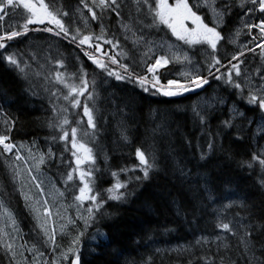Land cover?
<instances>
[{
  "label": "trees",
  "instance_id": "trees-1",
  "mask_svg": "<svg viewBox=\"0 0 264 264\" xmlns=\"http://www.w3.org/2000/svg\"><path fill=\"white\" fill-rule=\"evenodd\" d=\"M46 2L54 3L57 8L69 13L63 19L72 34L79 27L83 34L91 32L94 36L100 35L103 24L106 38L118 41L119 47L95 39L92 44L101 45L102 53L108 55L98 53V57L105 60L109 69L117 73L124 74L120 64L130 63V71L139 75L146 74L140 66V50L126 41L128 39L123 36L122 25H128L131 30H124L135 38H162L178 43L165 26H148L152 21L143 0H139V10L136 0H119L122 5V15L119 17L111 11L101 13L100 8L96 7L94 10L101 19L93 21L88 13L87 26L84 20L72 19L79 16L80 7L84 8L80 0ZM86 2L92 5V0ZM154 2L155 0H151V3ZM189 2L194 5L196 0ZM244 9L238 4L233 7L221 30L223 36L229 35L227 32L235 23H239ZM195 10L205 16L206 22L211 26V18L206 10ZM17 17L22 20L19 15ZM22 23L23 20L20 24ZM8 24L12 25L14 22L10 21ZM45 26L54 28L52 25H30L26 35L10 42L11 47L7 52L16 54L23 72L0 59V108L17 120L12 136L14 141L26 145L25 149H21V155L28 158V148L33 141L36 145L32 148L33 154L47 153L50 148L53 153L51 159L46 157L39 172L33 169L34 175L38 177L37 182L52 180L64 193L63 199L67 202L73 201L78 194V178L74 182L65 183L66 173L70 170L69 164L73 160L71 152L65 151V147L71 149L70 138L67 145L58 139L53 142L51 137L58 136L59 133L49 128L47 121L56 115L52 111L55 105L58 112L63 108L68 109L61 115H66L72 126H76L75 122L81 120L80 126L86 128L83 102L87 98L80 97L81 105L72 108L63 99L68 90L63 85L53 87L49 83L57 71L64 73L69 83L79 85L82 68L87 73L89 91H94L95 99L87 102L96 109L97 116V131L92 138L94 143L90 144L97 155V167L100 169L96 174L97 190L103 192L114 182L112 171L135 169L127 173L120 172L121 180L133 177L128 192L134 195H129L128 200L123 203L107 200L105 195L103 213L106 215H98L96 224L89 228L90 234L97 229L108 233L114 244L108 248L97 247V241L91 236L89 241L88 233H84L79 244L83 264H205L201 257H206L208 264L264 262V235H255L253 255L239 245L238 236L216 227L224 218L234 223L238 220L247 223L250 215L257 232L264 224V185L260 182V166L253 162V167L248 168L240 163L249 160L251 153L257 150L255 141L264 147V140L259 139V135L256 136L255 124L249 125L244 121L245 128H251L250 133L245 132V139L233 144L237 135L235 129L230 137L217 136L215 153L210 154L206 160H201V152H208V140L217 132L220 122L228 118L229 106H220L219 110L212 111L205 126H201L194 118L192 107L199 102L202 94H219L239 106L241 111H246L249 118L259 120V112L248 111L249 106L238 98L237 91L216 81L213 76L209 77L210 84L205 91L199 93V97L196 94L164 97L156 94L153 89L145 93L134 78L127 79V74H124V80L118 81L93 65L76 43L71 41V34L67 37L63 34L56 36L43 31ZM184 46L191 53H197L199 49L211 51L207 46ZM83 47L93 51L88 45ZM7 52L0 50V56ZM120 52L125 55H117ZM233 54H237L236 49L226 39L222 40L219 55L225 64ZM109 56L116 57L119 63L112 64ZM246 56L249 57V54ZM250 57L249 60H243L242 68L248 65L255 70L256 75L264 74V57L261 56V51ZM58 60L63 61L65 67H58ZM205 61L201 59V66L203 74L208 76ZM170 68L172 66L158 72L163 82L164 72ZM224 71L225 68L222 67L221 72ZM219 74L214 72V75ZM53 91L57 92V96L51 95ZM236 123L240 124L239 118ZM0 131H3L2 122ZM138 147L146 151L149 157L154 154L157 160V168L152 171L150 179L142 182L134 179L135 176L143 175L135 156ZM7 164L0 148V200L20 227L19 245L16 249L23 252V257L18 259L27 261L28 264H32L34 260L37 264H51L50 242L46 243L47 238L37 227V220L19 193ZM72 167L75 165L72 164ZM87 204L85 202L84 210ZM198 240L200 243H197ZM117 247L122 250L118 261L113 255V249ZM38 253H43V256ZM0 264H9L5 252L1 250Z\"/></svg>",
  "mask_w": 264,
  "mask_h": 264
},
{
  "label": "snow or ice",
  "instance_id": "snow-or-ice-1",
  "mask_svg": "<svg viewBox=\"0 0 264 264\" xmlns=\"http://www.w3.org/2000/svg\"><path fill=\"white\" fill-rule=\"evenodd\" d=\"M84 8L91 16V20L96 21L101 19V16L94 10V8L99 7L101 13H106L108 11L114 12L116 16H121L120 11L122 5L119 0H92V5L90 6L86 0H80ZM137 7L139 10V0H136ZM144 5L148 8V14L151 16V24L149 27H158L160 25L165 26L170 30L171 35L178 41H182L185 45L189 47L195 46H207L210 52H206V70L208 76L201 74L199 70L192 71H181L178 73L183 79H167L163 82L161 76L158 74V70L165 68L168 64L173 61L183 62L187 61L189 64L192 63L190 57L185 53L183 56L179 55L177 50L173 48L172 45H167L168 54H162L158 56H148V52L152 51V47L148 48V51L144 53L148 57V60H154V62L145 63L147 74L150 75H139L130 71L127 64H120L123 69V73L127 74V79H135L136 83L147 93L150 89H153L156 94H160L164 97H177L182 96L185 93H196L199 97V92L197 90H204L206 85H209V76H213L216 81L222 82L224 85L235 89L237 91L238 98L245 101L249 106L248 111L256 112L258 111L259 124L257 127V134L259 139L264 140V74L260 75V80L257 83H253V78L248 74L246 70L242 68L244 61L241 59L244 52L241 51L239 54L231 55L230 59H227V64L224 63L219 55V45L225 37L222 35L221 25L226 23V18L231 14L234 6H238L242 9L246 8V11L241 16L243 20L244 16L251 17L254 13L259 12L260 18L257 22L249 23L244 21V28L248 30V34L251 35L252 41L259 39V43L256 47L260 49L261 56L264 57V0H196V3L190 4L189 0H155L154 4L151 0H143ZM250 5V6H249ZM205 9L211 16V26L206 22V17L198 14L195 9ZM17 15L23 20L22 24L14 23L9 25L7 21L9 19H14ZM69 16V13L63 11L62 8H57L54 3L46 2V0H0V50L7 52V49L11 47L12 41L16 40L18 37L24 36L29 32L30 25H52L53 27H43V31L53 33L56 36L63 34L65 37L71 34V41L76 43V46L81 49L83 55L86 56L93 65L102 71L106 72L109 77L114 76L116 80H124L126 77L124 74L112 71L108 67V63L99 58L96 53H101L103 56H107V53H102L101 46L99 44L93 45L92 41L103 40L106 44H111L113 47H119V42H114L109 40L104 35V26L101 24V34L95 35L91 32L88 34H83V30L79 27L75 29L74 34L69 26L64 22L63 17ZM141 22V21H137ZM85 26H87V19H84ZM122 27L128 29V25H122ZM39 30V29H38ZM259 33L257 37L256 33ZM235 37L240 36V31L237 30L234 33ZM127 38V37H126ZM142 39L141 38H138ZM138 41H134L136 43ZM147 44H152L153 42H146ZM229 43H235V39L229 40ZM88 45L93 49V51L86 50L83 46ZM165 43L161 42L158 46L159 48H165ZM249 51H254V49L249 48ZM117 55H125V53L120 52ZM0 59L6 61L7 64L14 66L23 72L20 68L21 61L17 58L14 52H7L6 55L0 56ZM108 59L112 64H117L119 61L114 56H109ZM57 65L60 68L65 67L63 61L58 60ZM225 68L224 72H221V68ZM215 73H220L219 75H214ZM81 75L79 76V85L69 83L68 79L65 78V74L57 71L55 77L49 80V83L55 87V85H63L64 89H67V94L63 95V99L68 101L72 108H77L81 105L80 97L86 96V100L83 102V117L87 118V127L82 128L80 125L81 120H77L76 126H72L70 120L66 115H61V113H66L67 108H63L60 112L57 111L55 105H53L52 111L56 115L47 121L48 127L54 132L59 133V135H53L51 137L52 141L55 142L57 139L64 142L66 145L71 143V149L65 147V151L71 152V157L73 160L69 164L70 170L66 173L65 183L74 182L77 178L79 180L78 194L74 196V201L76 202L74 206L78 210L76 220L83 221L84 229L78 230L77 235H75L66 250L61 252L60 258L51 261V264H60V261H66L67 264H83L82 254L79 248L81 242V237H83L84 232L89 228L93 227L96 222L98 215H106L103 213V208L106 203L104 199L105 195L107 200L126 202L129 195H134V193H129L128 188L133 177H129L128 180L120 179V172L135 171V169H120V172L112 171L111 176L114 182L107 187L103 192L97 190L96 181L98 179L97 173L100 169L97 167V155L94 152V148L90 144L94 143L93 139L97 131V116L95 114L96 109L91 107L87 101L94 100V91H89V81L86 78L87 73L81 68ZM76 74H73L75 76ZM92 87H95V81L92 83ZM52 96H57V92L53 91ZM226 100L223 96L217 94L212 97H204L195 103L192 107V112L194 118L198 120L201 126H205L208 123L209 117L212 111L215 110L217 105H223ZM0 118H2L3 131H0V148H2L3 154H5V160L7 161V154L14 153V158L9 167L12 169L13 179L18 180L21 176L19 163L21 161L25 162L27 175L33 181H38V177L33 174L32 168L34 167L37 172L40 171L41 165L45 164L46 157L51 159L53 156L51 148L47 153H36L33 154L32 148H35V142H32V146L28 148L29 156L27 159H32L33 164L27 166V159L21 155V149H25L26 145L23 142H16L13 139L12 133L14 132L17 124V120L10 117L3 108H0ZM237 118L240 120V124H237ZM244 121H247L249 125L256 124L257 121L254 118H249L246 111H241L239 106H232L229 108V116L227 119L222 120L218 126V130L212 135V138L208 140V152H201V160H206L210 154H214L217 145L215 139L217 136L230 137L232 135V130L235 129L237 135L236 139L232 141L233 144L239 143L245 139V132H251V128H245ZM70 129V131H69ZM91 130V131H89ZM206 130V129H205ZM127 139V137H124ZM222 148V146H221ZM135 156L139 161V171L142 172V176H135L136 181H147L151 177L153 170L157 168V160L153 154L151 157L146 153V151L141 148H137L135 151ZM253 162L258 163L261 169L260 177L261 184L264 185V147L257 145V150L251 153L250 159L247 161H241V166H247L248 168L253 167ZM72 164L75 167H72ZM35 187L41 190V195H43L42 182H36ZM60 196H63V192H59ZM23 194V192H22ZM32 198L25 195V200L30 201ZM85 202H88L85 208L86 215L79 211L80 208H84ZM30 210L35 214L37 220V227L40 228L44 236L47 238V242H50L53 248L59 247L56 241L55 229L49 232L47 228V223L52 218V212L48 207V200L43 201V205H40V201H36L33 204L27 205ZM0 207H3L0 205ZM5 215L11 220L12 226L15 229L16 221L12 217L11 213H8L5 209ZM59 215V212H57ZM43 216L44 223H40V217ZM251 215L249 216V222L245 223L243 220H238L235 223L232 221H227L224 218L216 224V227L225 233H231L234 236H238L239 245L247 252L255 253V235H264V224L261 225L259 231L257 232L256 226L251 223ZM76 220L68 218V224L75 225ZM67 228V225H61V233ZM18 231V229H15ZM3 229H0V233ZM97 241V247L108 248L114 244L112 237L106 233L101 232L97 229L95 236L93 237ZM219 239V237H218ZM197 243H200L198 240ZM5 249V256L9 259V264H28L27 261H22L18 257H23V252H20L15 248L13 243L3 244ZM21 247H25L21 245ZM35 247V245H33ZM227 247V245H225ZM32 251V249H27ZM43 256V253H38ZM122 254L120 248L113 249V255L117 258V261ZM264 255V252H262ZM255 258V257H254ZM205 260V264H208L206 257H201ZM32 264H37L34 260ZM47 264V262H45ZM191 264V262H190ZM234 264V262H230ZM251 264V262H249ZM264 264V262H260Z\"/></svg>",
  "mask_w": 264,
  "mask_h": 264
},
{
  "label": "rangeland",
  "instance_id": "rangeland-1",
  "mask_svg": "<svg viewBox=\"0 0 264 264\" xmlns=\"http://www.w3.org/2000/svg\"><path fill=\"white\" fill-rule=\"evenodd\" d=\"M78 11H79V16L76 18L72 17L73 20L76 21V20H84L85 18L88 19L87 10H85L83 7H80L78 9ZM244 21H247L249 23H253V21H254L253 15L251 17L244 16L242 24L244 23ZM14 22L18 23L19 18H16ZM243 28L244 27L237 26L236 23L233 26V28H232L233 29V39H235V43H233V44L236 47L238 52L243 51L244 55H245L249 52V48H252V49L257 48L256 44L259 43V40L255 44V46L249 47L246 40L243 39V35L245 34ZM237 30L240 31V36L238 38L234 36V33ZM141 37L142 36L134 38V41H138L135 44L138 46L139 50L141 51L140 55H141V59L143 60V62L150 61V60H148V57L144 55V53L148 51L149 47H152V51L148 52V56H158V55H162V54H168L169 56H171V53L168 52L167 45H172L173 48L177 50L179 55L183 56L186 53L192 61L191 64H189L187 61H183V62L173 61L172 63H170V64L175 66L176 77H177L176 79H181V80L183 79V77L178 75V73H180L181 71H192V72H195L197 70L201 71L197 60L189 53V50L185 48V46H184L185 44L183 42L178 41V43H177V42H173V41H170L167 39H162V38H145V37H142V39L138 40V38H141ZM231 39H232V37H231ZM148 41L153 42V43L151 45L147 44L146 42H148ZM161 42H164L166 45L165 48H163V49L158 47L161 44ZM151 62H154V60H151ZM161 69H159V70H161ZM243 69L246 70L248 72V74L253 78V83L259 82L260 76L256 77L254 71L252 69H250V67L244 65ZM212 96H215V94L211 95V96L204 95L200 99H202L204 97H212ZM225 100H226L225 104L217 105L215 107V109L219 110L221 108L220 106L224 107V106L228 105V106L232 107L235 105L234 103H230V101L228 99H225ZM122 115L125 116L124 113ZM254 119H255V117H254ZM255 143H256V148H257V141H255ZM13 158H14L13 153L7 154V161L6 162L8 164L12 163ZM18 163H19V167H20L21 176L18 180H14V181L16 182L18 191L21 194V196L25 202H26L25 195L32 198L30 201H27L26 204L27 205L33 204L38 200V201H40V205L42 206L43 201L46 199L48 200V207L50 208V210L52 212V218H51V220L48 221L47 228H48L49 232H51L53 230V228L55 229L56 241H57V244L59 245V247L53 248L52 244L50 243L49 250H50V253L52 256L51 261L55 260V259H59L61 252L63 250L67 249V247L71 243L72 238L75 235H77L78 230L84 229L83 221L76 220V217L78 214V210L74 206V204L76 202H74V200L71 202H67L66 200H64L63 196H60L58 191H57V190H59V188L50 179H44V181L42 182L43 195H41V190L37 189L35 187V183L37 181L33 182L27 175V169H26L25 162L21 161ZM32 164H33L32 159L27 161V166H31ZM8 168L10 170V173L12 174V169L9 166H8ZM33 169H35V168L33 167L32 171H33ZM33 174H34V172H33ZM12 176H13V174H12ZM22 192H23V194H22ZM59 192H61V191L59 190ZM1 202L2 201L0 200V205L3 206V207H0V229H3V232L0 233V250L2 252H5L3 244L14 242L15 248L19 245L20 227L16 222L15 229H18V231H16L13 228L11 220H9L8 216L5 215V209L7 210L8 213H10V211ZM79 211L83 214H86V212L83 208H80ZM57 212H59V215H57ZM32 214H34V213L32 212ZM34 216H35V214H34ZM12 217H13V215H12ZM68 218H71L72 220H76V224L75 225L68 224ZM15 221H16V219H15ZM40 223H44L43 216L40 217ZM61 225H67V228H65L63 230V234L61 233ZM96 232L97 231H94L92 234H90L91 231L88 229L84 233H88L87 237L89 240V236H91V238H93L95 236ZM87 256L88 255H86V257ZM40 261H42V260H40ZM60 264H66V261H60Z\"/></svg>",
  "mask_w": 264,
  "mask_h": 264
},
{
  "label": "bare ground",
  "instance_id": "bare-ground-1",
  "mask_svg": "<svg viewBox=\"0 0 264 264\" xmlns=\"http://www.w3.org/2000/svg\"><path fill=\"white\" fill-rule=\"evenodd\" d=\"M118 22V21H117ZM256 144V143H255ZM259 143L257 142V145H258ZM257 149V148H256Z\"/></svg>",
  "mask_w": 264,
  "mask_h": 264
},
{
  "label": "water",
  "instance_id": "water-1",
  "mask_svg": "<svg viewBox=\"0 0 264 264\" xmlns=\"http://www.w3.org/2000/svg\"><path fill=\"white\" fill-rule=\"evenodd\" d=\"M197 91H199V90H197ZM185 94H187V93H185Z\"/></svg>",
  "mask_w": 264,
  "mask_h": 264
}]
</instances>
